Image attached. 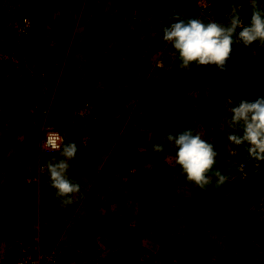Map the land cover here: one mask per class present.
Returning a JSON list of instances; mask_svg holds the SVG:
<instances>
[{
	"label": "rangeland",
	"instance_id": "obj_1",
	"mask_svg": "<svg viewBox=\"0 0 264 264\" xmlns=\"http://www.w3.org/2000/svg\"><path fill=\"white\" fill-rule=\"evenodd\" d=\"M70 1L72 0H18L13 6L9 4L11 8L0 16V21L3 20L2 23L0 22V47L9 54L19 51L17 54L19 61L15 65L10 64L12 62L8 58L0 60V211L7 209L9 205H15L18 210L17 214L12 215L13 217L4 216V211L2 215L0 214V264H13L21 253L26 252L35 255L39 260H53V264H88L85 262L89 255L88 251L95 248L102 251L107 249L109 252L120 248L119 254L123 258L121 260L131 264L130 258L137 255L141 248V235H147L149 228L155 225L152 220L140 223V218H143L145 212H149L152 207L145 206L142 211L136 213L133 207L135 200L132 201L129 193H133L138 186L149 199L152 198V191L150 192L145 185L147 183L154 185L158 182L153 179L152 182L148 180L143 184L141 178L143 180L148 179L152 174L158 175L157 171L160 168L156 170L155 164L150 165L146 158L154 153L162 156V161H165V153L153 151V146L151 148L147 146L146 154L141 158L135 152L136 149L128 148V145L131 146L136 140L133 137V120L129 115L134 107L132 76H128L129 78L118 76V73L117 76H111L109 71L98 74L92 54L88 58L77 60L81 69L70 74L60 69L61 63L66 67V60L73 55V51L78 50L83 56L89 51L82 38L72 40L70 44L67 41L82 32L83 24L79 26L75 23L67 26L57 19L51 20L53 14L50 12L54 10V6L51 5L55 2ZM74 1L79 5L83 0ZM224 1L225 3H220L218 0H188L185 3L189 5L185 7L186 9L183 8L184 11L195 13L190 15L184 12V15L189 18L194 16L200 18V15H205L207 22L216 21L228 25L237 14L245 18L247 15L244 16L243 12L252 13L254 3L264 9V0H248L252 5H248L244 11L241 6L234 8V5L246 0ZM129 2L127 4L132 5L134 10L133 4ZM203 4H210L205 7L211 11L205 9ZM152 5H157V18H160L159 12L162 6L159 0H155V4ZM60 7L58 15L62 16L64 6ZM219 7L221 9L217 11ZM57 11H54V14ZM21 15H28L34 21V25L27 36L17 37L8 22L11 18ZM66 16L70 17V15ZM153 21L155 23L156 18H153ZM168 23L160 22L157 25L155 23L146 29L155 36L153 33L164 28ZM238 28L235 40L240 42ZM114 33L116 36H113ZM112 34L110 36L115 43L114 50L120 53L123 60L128 59V62H125V68L128 70L131 65L130 50L133 49L129 46L131 43L129 37L134 34L133 29L127 26L123 29V35L120 31ZM123 36L126 41L123 40ZM162 42L161 49L171 45L164 39ZM80 43L85 46L78 48ZM263 45L264 42L260 40L251 45L233 43L229 59L236 88H232L231 91L221 89L214 65L208 74H204L211 76L212 79L214 77L218 93L215 90L212 94H217L218 113L220 112L224 117L227 126L232 116L231 108L239 102L238 97L243 90L250 93L253 89L254 99H256L255 95L258 97L264 95L262 92L264 88H261V91L258 83L250 81V73H248L251 69L256 70L252 59H255L256 52H261ZM59 47L66 48L64 55H61ZM158 47L156 45L154 48ZM136 54L137 52L134 55ZM68 60L74 62L72 58ZM262 63L264 65V59ZM263 70L264 67L259 68L260 72ZM241 71L243 75L239 76ZM119 79L127 83L120 82L118 85H113L114 80ZM239 82L243 83L242 87H239ZM140 93L148 94L146 89ZM126 98L128 103L127 100H123ZM252 98L245 96L244 99L252 100ZM143 99L146 100V97ZM35 102L41 107V112H27L23 109L24 106L29 107ZM86 103L91 112L89 115L81 116L78 114V109ZM145 106L148 105L143 107ZM153 108L154 106L149 107L148 112L153 111ZM124 114L126 117L128 115L124 121V124H127L124 126L125 130L131 127L129 138L117 134L111 144H106L105 136L108 130L106 121L112 115L122 117ZM48 130L59 131L64 143L75 141L78 145L77 155L69 161L71 165L69 177L80 183L83 196L75 194L74 203L67 207L60 206L55 197V189L48 182L45 167L47 162L54 157L61 158L59 151L47 153L41 147L42 137ZM165 137V135L157 137L155 143H164L167 140ZM237 153L238 150L233 156ZM154 160L152 159L151 162ZM170 165L176 167L178 164L170 162ZM160 176L161 178L167 176L164 187H168L171 183L169 178L173 180L172 176L162 173ZM235 176L241 180L239 176ZM242 183L246 187V184ZM248 183L249 185L255 183L253 188L258 189L262 194L260 204L249 200L253 206L259 204L262 221L259 218L254 223L262 224L263 230L255 231L256 237L253 242L262 247L264 187L256 180H250ZM162 191L163 188L158 193L159 198ZM123 193L125 196L121 197ZM255 193L258 194L257 191ZM84 220L89 222L84 224ZM261 251L263 253L261 255L264 256V248H260ZM94 257L97 258L98 253L97 257Z\"/></svg>",
	"mask_w": 264,
	"mask_h": 264
},
{
	"label": "crops",
	"instance_id": "obj_2",
	"mask_svg": "<svg viewBox=\"0 0 264 264\" xmlns=\"http://www.w3.org/2000/svg\"><path fill=\"white\" fill-rule=\"evenodd\" d=\"M17 1L18 0H0V16L3 15V12H8L7 10L11 8L9 4L13 6ZM164 1L166 0H159V4L162 6ZM174 1L180 4L184 9L189 5L185 3L188 2V0ZM218 1H220V3H225L224 0ZM127 2L133 4L134 10L132 5L127 4ZM152 4H155V0H83L79 5L72 0L65 3L55 2V4L51 5L54 6V10L50 12V14H53L51 20L56 21L57 19L60 22L66 23L67 26L75 23L79 26L83 24V28L81 27L82 32L77 34L74 39L67 41H69L70 44L72 40H78L83 37L82 41H85L88 49H90L92 43L83 36V32L90 28L92 31L94 29L102 31H104V29L108 30L109 37H111L110 35H113V32L120 31L123 35V29L128 26L133 29V32L136 31V33L140 35L152 38V33H148L146 28L151 27L155 23L157 25L160 22H169L168 19L163 20L162 17H160L164 14L161 13L162 8L159 12L160 18H157V5ZM240 5L242 9L243 7L246 9L247 6L252 5V3L246 0L241 2ZM60 6H64V9H62V16L58 15L61 8ZM54 11H57V13L54 14ZM188 11H181V13L184 14V12H186L185 14L190 15L195 13H188ZM66 15H70V17ZM92 16H94V18ZM134 16L138 17V24L129 22L128 19H132ZM153 18H156L155 23ZM200 18L207 22L205 15H200ZM1 22H3V20ZM86 24L89 25L87 26ZM118 27L120 28L116 29ZM113 36H116V34L114 33ZM124 39L123 36V40ZM129 39L131 42L129 46L133 48L130 50L131 56L136 52V55H139V57L143 56V52H141V54L137 51L141 46H134L135 42L139 40V36L132 34ZM85 44L80 43L78 48L85 46ZM162 47L163 46L155 48L154 53L159 51L164 52L165 49H161ZM168 48L169 47L166 46V49ZM140 50L144 51L142 48H140ZM256 53L255 59H252L256 70L251 69L250 72H248L251 78L248 79L254 83H258L262 91L261 88H264V70L260 72L259 68L264 67L262 63L264 55L261 56V54L264 53V45L261 52L259 51ZM68 58L66 60L67 64L65 62L66 67L61 63L60 69L63 70V72L65 71L70 74L77 69H81L80 66L74 65L75 60L73 62L72 60H68ZM17 59L19 61V58ZM179 65L180 60L177 50L168 49V52L165 51L164 56L158 54L149 70L145 74H139L137 79L133 81V84L131 83L134 107L132 108V113L129 115L133 120V137H135L136 140L131 146L127 144L128 148L131 150L136 149L135 152L142 158V155L146 154L147 150L145 149H147V146L151 148L157 139L153 135V129L154 125L158 123L156 125L160 127V132L161 129L164 131V135L168 133L175 134L186 128H192L194 132L200 133L202 138L214 145L218 155L216 157V163L209 173L211 183L205 188H201L194 182L189 181L181 167L179 165L176 166V175L172 176L173 180L169 178V182L171 183L168 187L163 188L160 196L163 202L172 204L165 212H163V209L161 212L160 209L151 208L149 212H145L143 218H140V223H146V221L152 220V222H155V225L149 228L148 233L145 231L147 235H141V248H139L137 255H133V257L130 258V263L264 264V256L261 255L263 254L262 251L256 252V249L260 250V248H264V239H262V247L255 245V242H253V239L256 237V235H254L255 231L263 230L262 224L255 225L254 223V221H258L259 218L261 219V213H259L258 208L262 194L258 189L253 188L255 187L253 186L255 183L250 185L248 183L246 187H244L245 185H243L242 180H238L235 176L237 175L234 170V161L236 158L233 155L237 150L245 148L244 142L236 144L230 141L229 144L227 141V136L230 134H243V122H240L235 127L229 124L227 126L224 117L220 115V112L218 113L217 94H212L215 90L218 93L217 84L214 77L212 79L209 75L204 76L205 73L208 74V72L213 69V65L198 66L195 62L187 68H181ZM76 66L78 67L76 68ZM242 71L239 73V76L243 75ZM164 74H170V76L165 79L163 77ZM236 76L238 77V72ZM249 80L247 82H249ZM241 84L243 83L239 82V87H242ZM125 88H127V86ZM144 89H146V93H148L146 95H149L148 97L140 93ZM253 91L252 89L249 93L243 90L241 94H239L238 99H244L245 96L246 98H252L255 94L252 93ZM143 97H146V100L143 99ZM255 97L258 98V95H255ZM123 100H127L128 103V98ZM252 100L255 99L252 98ZM236 104H238V102ZM144 105L148 106L143 107ZM152 106H154V110L148 112V108ZM24 107L28 108V105ZM156 109L157 111H155ZM173 120H176L177 123L173 124ZM215 123L218 125L225 124L226 128L220 126L215 128ZM125 125L127 124L123 125L117 136L129 138L128 135L131 127L125 130ZM160 132H158V134L161 135ZM235 145H237L238 148H236ZM164 148L166 156V160H164L166 163L168 165H170V162L175 164L177 152L175 144L165 140ZM134 169L136 170V167ZM217 169L228 178L220 186H217L216 181L218 178L214 175ZM256 191L258 194L255 193ZM129 194L132 201L135 200L133 202L135 212L138 213L142 211L146 202L149 200L148 195L140 191L138 186L134 189L133 193ZM123 196H125L124 193L121 197ZM249 200L251 202L253 200L259 204L257 206L254 205V207L250 204ZM138 226H140V224ZM174 233L181 234L174 245H163L162 241L166 237L172 236ZM159 240H161L160 243ZM119 252H121L120 248L110 252L107 249L102 251L95 248L94 250L88 251L89 255H87L85 262L88 264H126L121 260L123 258L120 257L121 254H119Z\"/></svg>",
	"mask_w": 264,
	"mask_h": 264
},
{
	"label": "clouds",
	"instance_id": "obj_3",
	"mask_svg": "<svg viewBox=\"0 0 264 264\" xmlns=\"http://www.w3.org/2000/svg\"><path fill=\"white\" fill-rule=\"evenodd\" d=\"M168 20L169 23L163 28V39L170 42L177 50L181 68H187L195 62L198 66L215 65L223 71L226 70L234 42L243 45H251L257 40L264 42V9L259 8L255 3L250 23L242 27L238 14L228 25L216 21L205 22L197 16L189 18L183 13L176 14L175 11L169 15ZM237 27H241L238 33L240 42L235 40ZM23 109L30 112L28 108ZM36 111L41 112V107L38 106L33 112ZM231 112L229 125L235 127L243 122V134H230L229 140L236 144L247 141L251 145L249 151L264 159V95L255 100L239 99L238 104L231 108ZM165 136L168 142L174 143L177 147L176 163L186 174V178L201 188L211 183L209 173L218 155L214 145L202 138L200 133L194 132L192 128H186L175 134L168 133ZM42 143L45 148L60 152L61 158L54 157L45 167L48 182L55 189L56 199L61 207H67L74 203L75 194L83 196L80 183L69 177L71 167L69 161L77 155L78 145L75 141L64 143L58 131L46 132V140ZM153 150L163 152L164 143H154ZM214 175L218 178L217 186L228 179L218 169Z\"/></svg>",
	"mask_w": 264,
	"mask_h": 264
},
{
	"label": "trees",
	"instance_id": "obj_4",
	"mask_svg": "<svg viewBox=\"0 0 264 264\" xmlns=\"http://www.w3.org/2000/svg\"><path fill=\"white\" fill-rule=\"evenodd\" d=\"M238 5H239L238 3H237V5H234L235 6L234 8H240V6H238ZM172 9H173V11H172ZM181 9H183V7L180 4H178L176 1L166 0L162 3L161 13H164V14L161 15L160 17H162V19L167 20L169 15L172 14L174 11L176 14H180L181 11H184V9L183 10H181ZM220 9H221V7L217 8V11H219ZM208 10H210V9L208 8ZM243 11H244V7H243ZM245 15H247V17L244 18L243 15L241 17H242L245 25H247L250 23L252 13H250V14L244 13V16ZM14 18H17V17H13L11 19H14ZM137 18H138L137 16L136 17L134 16L132 19H128V20H129V22H133L132 24H138ZM240 30L241 29L238 28V33ZM86 33H88L90 35H88ZM108 33H109L108 30H105V29H104V31L96 30V29H94V31H92V30L86 31L85 30L83 32L84 38L92 43L90 46L88 54L83 56V54H81L80 51L75 50L72 53L73 55L70 56L68 59L72 58L73 60H75L74 65H79L77 60H80L83 57L88 58L89 55L92 54V56H94L93 57L94 67H95V70L97 71L98 74L101 75L103 72L109 71L111 73V76H117L116 73H118V76L119 75H122L125 77L132 76V79L135 80V79H137L139 74H141V73L145 74L149 70L150 66L152 65V63H154L158 54L164 56L165 51L168 52V49L169 50L174 49V47L171 44L168 46L169 47L168 49H165L164 52L159 51V52L154 53L153 49L155 50L154 47H156V45H158L159 47L163 46V42H162V40H163V28L158 29V31H156L154 33L155 36L153 35L152 38H150L149 36L140 35V34L136 33V31H134V34L139 36V40L135 42L134 46H141L140 48H142L144 51L140 50V48L137 49V51L139 53L143 52V54L141 53L143 56H140V57H139V55L129 56V57H131L129 59V62H131V65H130L129 69L126 70L125 62H128V59L123 60L120 57V53L115 52V50H114L115 49V43H114V40H112L113 37H109ZM2 50L5 52V49L2 48ZM59 51L61 52V54L64 55L66 48L65 47L64 48L59 47ZM18 52L19 51H14L13 54L17 57ZM10 64L15 65L16 63L12 62ZM169 76H170V74H167V75L164 74L163 75V77L165 79ZM120 82L121 83H127L126 81H120V79H119V80H114L113 85H118ZM108 83L111 84L110 82H108ZM220 115H221V113H220ZM125 120H126V114L122 115V117H120V116L118 117L117 115H112L109 117L108 121H106L107 122L106 127L108 129L106 132V136H105V143L106 144H111L115 140L116 135L120 132L122 126L124 125ZM127 122H130V121L127 120ZM174 122L176 123V121L173 120L172 123H174ZM156 124H158V123H156ZM156 124L154 125V129H153L154 137H156V138L157 137H163L164 131L161 129V132H160V127L157 126ZM215 125H216L215 128L217 126L226 128L225 124L218 125L217 123H215ZM158 132H160L161 135L158 134ZM227 141L230 144L229 135L227 136ZM244 144H245V142H244ZM235 147L238 148L237 145H235ZM245 147H246V145H245ZM239 149H240V147H239ZM242 151H243V149L238 150V153H237L238 155L237 154L235 155L236 159H240ZM152 159H155V160L153 162H151ZM146 160L150 165L155 164L156 170H157V168H160V169H158V171H157L158 175L155 174L156 176L154 174H152L151 177H149L148 179L142 180V178H141V182H143V184H146L148 180L150 182H152L153 179L158 182L157 184H154V185H149L150 183H147L145 185L146 188L150 189V192L152 191V193H151L152 198L146 202L145 206L146 207L150 206L152 208L160 209L161 212L164 210L163 212H165L172 203L163 202L158 196L159 191L162 188H164L165 182L167 180V176H166V178L165 177L161 178L160 173H162L163 175H165V174L170 175V177L175 176L177 173V168L174 166L168 165L166 163V161H162V156H160L159 154L151 153L148 155ZM3 211H4V213H3L4 216L13 217L12 215L17 214L18 210L16 209L15 205H9V207ZM3 211H0L1 215H2ZM88 222L89 221L84 220V224H86ZM180 235H181L180 233H174L170 237H166L165 239L162 238V239H164L162 241V244L167 245V246H172V245H174L176 240L180 237ZM258 251H260V250L256 249L257 253H258Z\"/></svg>",
	"mask_w": 264,
	"mask_h": 264
},
{
	"label": "built area",
	"instance_id": "obj_5",
	"mask_svg": "<svg viewBox=\"0 0 264 264\" xmlns=\"http://www.w3.org/2000/svg\"><path fill=\"white\" fill-rule=\"evenodd\" d=\"M205 1V0H204ZM210 5V4H209ZM208 4H203L205 9H208L207 7L209 6ZM207 6V7H205ZM238 6H241L240 4ZM239 15V14H238ZM242 16V15H241ZM239 15L240 20L242 21V25H245L242 17ZM9 27L16 35L17 37H24L27 36L30 30L33 27V21L31 18L28 16H20L14 19H11L9 22ZM241 27H239L241 29ZM5 59V58H10L14 62H17V58L14 57L12 54H7L0 48V60ZM214 69L216 71L217 77L220 81L221 89L224 91H230L232 88H236L235 83L233 82V73L231 69V60L228 59L227 65H226V70H219L215 65ZM88 103L82 105L78 109V114L81 116H86L89 115L91 110L90 107L87 105ZM38 109L37 104H32L28 107V110L30 112H33L34 110ZM49 131H57V130H48ZM59 132V131H58ZM60 133V132H59ZM61 135V133H60ZM62 136V135H61ZM44 140H46V133L43 135L42 140H41V147L44 152L47 153H52L55 151H52L50 149H47L44 147V144L42 143ZM245 149L241 152V157L240 159H236L234 162V170L236 174L240 177L242 182H244L246 185L250 180H256L259 182V184L264 187V159L260 158L259 156L253 155L250 151L249 148L251 145L245 141ZM42 261V264H52L54 263L53 260L50 259H44V260H39L35 255L31 254L29 252L26 253H21L18 256V259L15 260L13 264H40ZM8 264V263H6Z\"/></svg>",
	"mask_w": 264,
	"mask_h": 264
}]
</instances>
